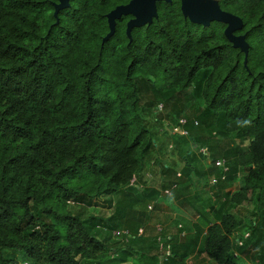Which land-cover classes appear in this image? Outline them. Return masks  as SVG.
Returning a JSON list of instances; mask_svg holds the SVG:
<instances>
[{"label": "trees", "instance_id": "trees-1", "mask_svg": "<svg viewBox=\"0 0 264 264\" xmlns=\"http://www.w3.org/2000/svg\"><path fill=\"white\" fill-rule=\"evenodd\" d=\"M48 1L0 0V264H101L115 254L111 237L120 221L134 205L141 216L157 195H137L132 185L154 147L140 104L149 87L168 98L193 90L202 102L197 119L210 134L247 141L227 169V181L244 171L228 202L255 204L249 236L257 233L253 247L264 264V0H218L243 23L236 34L245 35L246 63L224 24H192L178 8L159 37L135 47L160 51L142 52L132 51L134 43L126 49L118 35L102 46L105 19L89 5H73L56 25ZM201 146L216 165V146ZM118 193L125 200L115 205L117 221L80 219L67 209ZM199 218L207 222V259L245 264L243 240L232 239L242 220L213 206Z\"/></svg>", "mask_w": 264, "mask_h": 264}, {"label": "rangeland", "instance_id": "rangeland-1", "mask_svg": "<svg viewBox=\"0 0 264 264\" xmlns=\"http://www.w3.org/2000/svg\"><path fill=\"white\" fill-rule=\"evenodd\" d=\"M140 104L144 107L143 117L145 118L147 129L153 137L154 147H150L144 155V168L141 175L135 177L132 181L133 188L137 187L134 193L139 195L145 187H154L153 189H158L159 193L166 199L163 202L166 205L169 204L168 206L175 204L178 206H190L201 201L204 205L207 203L212 204L215 209L221 208L223 211L235 213L243 222V225L232 236L233 240L236 238L243 240L244 247L241 251H238L241 260L245 264H262L258 249L253 247L258 235L256 233L249 236V225L252 221H256L253 216L255 204L244 202L239 206H233L228 202L229 193L237 192L240 189L244 171L242 169L239 170L233 181H227L226 177L229 175L227 169L232 168L237 154L243 152L246 148L247 141H241L235 138L234 135L210 134L208 123L201 124L197 119L202 109V102L191 89L183 94H175L168 98L150 87L144 88L142 89ZM186 123L195 127L192 133L184 130L183 126ZM211 135H214L215 141H211L209 138ZM192 137L198 141L197 146L193 145ZM201 144L203 146H216L215 151L220 157L216 165H212L210 159H208L209 153L205 148L199 149L202 147ZM166 166L168 167L166 168L167 172L163 168ZM178 175L180 176L179 178ZM144 177L146 178L145 182H143ZM171 180L177 182V187H172L173 185L170 184ZM213 182L216 183L212 184ZM167 184L171 188H167ZM182 187H185V189H182ZM134 193L130 194V197H133ZM170 196L175 199L172 204L168 202V199L172 200V198H167ZM181 196L186 197L181 199ZM193 199H196V201H193ZM123 200H125L124 195L118 193L97 201L98 205L94 207L71 201L67 209L70 214L80 219H85L89 216L107 219L115 216V205L123 202ZM149 200L146 199V201ZM154 204L155 201H152L146 210L142 212L141 216L138 213L140 205H134L133 211L128 212L127 217L120 221L115 232H125L135 238L129 239L124 234L117 235L113 232L111 248L115 254H111L110 258L101 264H117L119 257L122 259L126 257L128 264L130 262L136 263V260L141 259L145 261L146 257H154L156 260L155 264H173L169 262L172 249H168L166 243L163 241L158 244L145 241L142 243V236H136L139 232L137 230L139 225L142 228L145 227L141 229V232L145 233L149 226L151 228L156 227L157 222L165 224L172 221V210L170 211L166 208L168 209L167 212L163 214L157 213L158 215H156V210L151 209ZM115 220L117 221L116 216ZM157 231L156 229H149V232L154 233ZM247 234L248 236H246ZM235 247H239L238 244H235ZM168 251H170V255H167ZM139 253L143 254L144 257L142 258L141 255H138ZM126 254L131 256H126ZM82 263L98 264L97 261L85 260ZM174 264H186V262L180 261ZM209 264L214 263L209 260Z\"/></svg>", "mask_w": 264, "mask_h": 264}, {"label": "crops", "instance_id": "crops-1", "mask_svg": "<svg viewBox=\"0 0 264 264\" xmlns=\"http://www.w3.org/2000/svg\"><path fill=\"white\" fill-rule=\"evenodd\" d=\"M167 167V166H166ZM144 175V174H143ZM142 177V176H141ZM180 176L178 175V178ZM187 179V178H186ZM146 181V178H143V182ZM216 182H213L212 184H215ZM170 184L173 185L172 187H177V182L170 181ZM137 189V187H135ZM154 188V187H153ZM153 188H148L145 187L143 191L146 190H154L157 192V195L154 197L155 204L152 206L151 209L156 210V215L158 214H163L168 211V209L173 212V217L171 218L172 221L170 223H159L157 221L156 227L149 226L147 231L145 233L141 232V229H144L145 227L142 228V226H138L137 230L139 231L138 234L136 235L137 237L142 236V243L147 242V243H153V244H158L160 241H163L166 243V247L168 249H172L171 251V259H169L170 263H178L180 261L186 262V264H209V260L203 253V244H204V239L206 235V228L207 226L205 225L207 222H201V218H199L200 213H210L211 206L212 204H203L201 201L197 204L194 205H186V206H178V205H171L168 206L169 204H165L163 200L165 199L158 191V189H153ZM167 188H171L170 185L167 184ZM166 188V189H167ZM182 189H185V187H182ZM147 192V191H146ZM142 193V191H141ZM186 197V196H184ZM184 197L181 196V199ZM167 198H172V200L168 199L169 203L172 204L175 199L173 197H167ZM193 198V196H192ZM180 199V200H181ZM166 200V199H165ZM196 201V199H193V201ZM177 202V201H176ZM151 202H149L150 204ZM148 204V206H149ZM211 205V206H210ZM147 206V207H148ZM168 208V209H166ZM213 209L215 210L214 206ZM158 213V214H157ZM211 216V214H210ZM211 218V217H209ZM146 226V224H145ZM150 230H158L159 233L157 232H149ZM130 236V234H129ZM248 236V234L246 235ZM129 238V237H128ZM134 236H130L129 239H134ZM187 250L185 253L184 251ZM170 253L168 251L167 255ZM186 254V255H185ZM138 255H141L142 258L144 257L143 254L139 253ZM170 255V254H169ZM131 256V255H130ZM141 259V258H139ZM155 259L154 257H146L145 261L141 260H136V263L130 262L129 264H155ZM176 261V262H174ZM117 264H128L127 262H117Z\"/></svg>", "mask_w": 264, "mask_h": 264}, {"label": "flooded vegetation", "instance_id": "flooded-vegetation-1", "mask_svg": "<svg viewBox=\"0 0 264 264\" xmlns=\"http://www.w3.org/2000/svg\"><path fill=\"white\" fill-rule=\"evenodd\" d=\"M67 2V7L64 9L58 10L55 13V7L61 4V0H49L48 3L51 6V16L54 19L55 23L60 18H64L66 16V12L73 6V5H89L90 7H95L96 10L93 8L96 13H100L103 15L106 23V32L104 33L102 40L106 37V35L110 32V27L108 23L107 15L113 12L117 8L129 7L128 11L125 13H121L117 18L114 19L113 24V34L109 37L107 41L102 43L103 46L105 43L113 38L114 36L118 35L121 38L125 37L127 39L126 42V49L130 50V45L132 46V51H142V52H149V51H160L158 47L152 46H142L141 49H135L136 44L144 38H156L159 37L161 32L163 31V27L166 24V19L169 17L170 12L173 9H179L180 14L181 9L180 0H64ZM105 6L110 7V9L106 12ZM155 13V14H154ZM184 19V17L182 16ZM144 21L141 25H131L129 30L128 26L129 23L133 21ZM187 20V19H184ZM57 25V24H56ZM128 31V34H127ZM235 35H237L235 33Z\"/></svg>", "mask_w": 264, "mask_h": 264}, {"label": "water", "instance_id": "water-1", "mask_svg": "<svg viewBox=\"0 0 264 264\" xmlns=\"http://www.w3.org/2000/svg\"><path fill=\"white\" fill-rule=\"evenodd\" d=\"M180 2L182 16L192 24L200 25L202 27H208L213 22L224 24V37L233 48L239 49L244 54V63H246L248 44L245 41V35H235V33L241 31L243 27V23L239 17L223 11L219 6L218 0H180ZM67 6V2L61 0V4L55 7L54 15L56 16L58 10L64 9ZM128 9L129 7H120L107 15L110 32L102 40V43L107 41L113 34L114 19L121 13L127 12ZM143 22L144 21L141 20L129 23L128 30L131 25L138 26L143 24ZM55 24H58V21Z\"/></svg>", "mask_w": 264, "mask_h": 264}, {"label": "built area", "instance_id": "built-area-1", "mask_svg": "<svg viewBox=\"0 0 264 264\" xmlns=\"http://www.w3.org/2000/svg\"><path fill=\"white\" fill-rule=\"evenodd\" d=\"M117 235H121V234H124L125 236H127V237H129L130 238V236L127 234V233H125V232H122V233H120V232H115Z\"/></svg>", "mask_w": 264, "mask_h": 264}, {"label": "clouds", "instance_id": "clouds-1", "mask_svg": "<svg viewBox=\"0 0 264 264\" xmlns=\"http://www.w3.org/2000/svg\"><path fill=\"white\" fill-rule=\"evenodd\" d=\"M245 123H247V121Z\"/></svg>", "mask_w": 264, "mask_h": 264}]
</instances>
